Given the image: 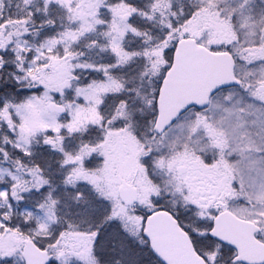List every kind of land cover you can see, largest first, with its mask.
Instances as JSON below:
<instances>
[{
  "label": "snow or ice",
  "instance_id": "1",
  "mask_svg": "<svg viewBox=\"0 0 264 264\" xmlns=\"http://www.w3.org/2000/svg\"><path fill=\"white\" fill-rule=\"evenodd\" d=\"M0 264H264V0H0Z\"/></svg>",
  "mask_w": 264,
  "mask_h": 264
}]
</instances>
